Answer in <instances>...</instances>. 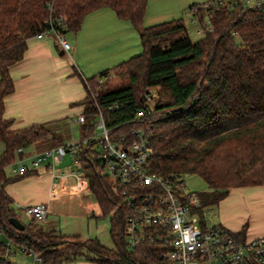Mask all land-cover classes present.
Returning <instances> with one entry per match:
<instances>
[{
  "label": "trees",
  "instance_id": "16d2710c",
  "mask_svg": "<svg viewBox=\"0 0 264 264\" xmlns=\"http://www.w3.org/2000/svg\"><path fill=\"white\" fill-rule=\"evenodd\" d=\"M147 6L148 0H0V142L4 145L0 264H11L7 242L32 251L40 264L78 259L94 264H165L163 244L142 243L130 249L125 243L129 212L92 143L81 144L80 163L100 208L99 217L111 215L112 248L97 238L56 233L35 220L21 221L23 230L10 222L19 219V213L5 187L31 173H6L18 156L16 149L41 142L55 148L64 143L59 129L64 121L14 130L12 121L4 118L5 98L14 91L10 67L24 58L28 40L48 30L50 20L57 17H63L60 34L64 29L77 33L89 13L110 8L138 31L142 47L139 54L114 67L82 77L86 96L77 104L83 106L87 124L81 125V141L93 130L97 105L121 131L145 128L152 148L151 172L165 177L194 174L206 182L208 190L198 193L201 214L234 188L264 186V4L246 7L241 0H209L191 5L189 11L196 9L193 17L203 29L197 41L191 39L182 18L144 26ZM115 72L128 81L107 88L106 80ZM150 91L156 99L154 112L144 121H133ZM160 91L165 98L159 97ZM116 101L121 109L107 111Z\"/></svg>",
  "mask_w": 264,
  "mask_h": 264
},
{
  "label": "crops",
  "instance_id": "0c3cea01",
  "mask_svg": "<svg viewBox=\"0 0 264 264\" xmlns=\"http://www.w3.org/2000/svg\"><path fill=\"white\" fill-rule=\"evenodd\" d=\"M150 1L148 0L144 24L147 23ZM173 19L177 18L169 20ZM157 20L146 25L169 21L161 18ZM109 30L113 32L109 39L117 38V41L115 47L106 52L108 57H102L103 51L99 50L97 44L98 38H102L104 32L105 35H110ZM75 34H80V37H72L78 69L61 58L59 52L63 50H60V44L52 34L28 40L24 58L10 67L14 91L5 98L4 118L12 121L11 129L33 124L69 122L78 117L84 108L77 103L86 96L82 82V77H86L80 74L81 69H91L92 73L103 71V67H107L112 61L115 66L138 53V31L129 21L120 20L110 8L89 13L81 29ZM79 57L87 60L88 65L80 63ZM92 57L95 58L93 61L88 59ZM29 155L32 153L25 152V156ZM65 156L62 159L48 158L37 170L9 183L5 191L18 213H23L27 206L46 204L49 212L42 222L45 229L63 235H78L79 225L92 215L100 216L101 212L88 185L78 192L75 190L78 183L75 177L56 178L57 172L72 168L61 166ZM8 176L15 175L11 173ZM217 206L218 224L229 231L240 234L243 238L264 235V186L234 188ZM247 217L250 219L249 223ZM67 264L94 263L78 259Z\"/></svg>",
  "mask_w": 264,
  "mask_h": 264
},
{
  "label": "built area",
  "instance_id": "2783aa9c",
  "mask_svg": "<svg viewBox=\"0 0 264 264\" xmlns=\"http://www.w3.org/2000/svg\"><path fill=\"white\" fill-rule=\"evenodd\" d=\"M264 0H248L246 7L263 5ZM196 9L192 10V15ZM63 17L49 22V29L35 37L43 38L56 34L63 51L71 45L58 31ZM193 20H196L193 17ZM203 35V29L198 30ZM154 95L147 92L133 121H144L154 112ZM116 101L107 106V111L120 110ZM73 122L87 124V115L81 113ZM93 130H99L100 137L86 136L82 141L60 145L55 148L25 156V148L16 149L17 159L10 165L13 175H23L37 170L48 158L62 159L69 154L74 167L69 171L56 173V178L73 176L78 180L75 190L83 191L88 181L80 163L81 144L99 143L102 152L97 158L104 167V173L111 177L123 197V205L129 212L125 223L124 240L130 249L142 243H161L166 247L163 253L165 264H264V235L243 238L220 224L209 225L205 212H200L198 193L187 189L184 176L165 177L149 170L152 155L149 133L143 127L121 131L119 126L108 121L104 110L97 105V112L91 122ZM9 167V166H8ZM46 204L27 206L23 214L30 220L43 222L48 215ZM8 253L15 248L34 258V264L41 259L32 251L6 243Z\"/></svg>",
  "mask_w": 264,
  "mask_h": 264
},
{
  "label": "rangeland",
  "instance_id": "374dc122",
  "mask_svg": "<svg viewBox=\"0 0 264 264\" xmlns=\"http://www.w3.org/2000/svg\"><path fill=\"white\" fill-rule=\"evenodd\" d=\"M209 0H151L150 3V8L148 10L146 19L147 23L144 24V26H147L146 24L149 23H154L158 21V18H161V20H169L172 18H182L184 20V23L187 26V29L189 31V35L192 40L197 41L199 40L203 35L198 34V30L201 28L197 20H193V15L192 12L189 11V7L193 4H204L208 2ZM243 3H247L248 0H241ZM149 3V4H150ZM207 20V18H206ZM107 27H110V24H107ZM106 27V28H107ZM111 29V28H110ZM112 30V29H111ZM113 32L109 30L110 35H105L102 36V38H98V48L99 50L103 51L102 52V57H108L107 56V51L115 47V42L117 41V38H112L109 39V37L112 36ZM79 35V36H78ZM53 37L58 41L60 44L59 40L57 39L56 34H52ZM62 37H65L68 41V43L71 45V50L65 51L63 54H60L61 51L59 52V55L61 58L65 59L70 65H75V67L78 69L77 61H75V56H74V41L72 37L77 36L80 37V34H75L74 32L66 31L65 29L63 30V33H61ZM139 41V40H138ZM139 43V49L138 53L141 52L142 47L140 42ZM60 50H63L61 44H60ZM136 53V54H138ZM132 54V53H130ZM135 54V55H136ZM101 55V54H100ZM105 55V56H104ZM115 55V53H114ZM133 56V55H132ZM131 57V56H130ZM129 57V58H130ZM80 63L84 66L87 64V60H82L81 57H79ZM78 59V61H79ZM89 60L93 61L95 58H88ZM116 62V61H115ZM79 63V64H80ZM90 63V62H89ZM114 61L109 63V65H106L107 67H103L104 70L106 68H112ZM88 65V64H87ZM81 68V67H80ZM103 70V69H100ZM80 72V71H79ZM82 72V73H81ZM80 74L84 75V77H91V75H97L98 72L101 71H95V73H92L91 69L84 70L83 68L81 69ZM128 81V78L126 75L121 74L119 72L112 73L108 79L106 80V87L107 88H115L118 86H121L122 84H125ZM104 82V81H102ZM153 94H158L157 90L155 91L152 89ZM166 94L160 91L159 97L165 98ZM156 99H154V102ZM74 120V118L72 119ZM70 120L69 122H62L60 123L59 129L61 132V138L63 140V144H70L76 141H80L81 138V125L73 122ZM63 127V128H62ZM90 135H94L93 137L95 140H98L100 137L99 130L95 129L90 132ZM50 147L49 144L47 143H36L32 144L28 147H26V153H34V152H40L44 150H48ZM4 145L3 143L0 142V153L3 151ZM93 150L95 152H102L103 149L101 146H99V143L96 142L93 146ZM62 167H74V160L73 157H71L69 154L65 156L64 161L61 164ZM6 173L8 175H11V167L6 168ZM184 180L187 186V189L196 192V193H201L206 190H208L206 182L199 177L198 175L194 174H187L184 176ZM205 219L207 220V223L209 225L212 224H218V206H212V207H207L205 208ZM243 214V213H241ZM18 218L20 221L23 223H28L30 219H28L23 213L18 214ZM98 216V215H97ZM97 216H91L89 219H85L80 225H79V231L78 235L82 239H87V238H97L103 245L112 248L113 243L111 240L110 236V229H111V215H106L103 217H97ZM248 218V217H247ZM250 222V219L248 218L247 223ZM42 225V222L40 223ZM4 240V239H3ZM10 262L11 264H34V258L32 256H29L25 253H23L20 250H17L15 248L11 249V255H10ZM40 264V263H38Z\"/></svg>",
  "mask_w": 264,
  "mask_h": 264
},
{
  "label": "water",
  "instance_id": "95a60500",
  "mask_svg": "<svg viewBox=\"0 0 264 264\" xmlns=\"http://www.w3.org/2000/svg\"><path fill=\"white\" fill-rule=\"evenodd\" d=\"M63 53H64V51H61L60 54H63ZM10 222L15 228H17L19 230H23L24 229V224L19 219L11 218Z\"/></svg>",
  "mask_w": 264,
  "mask_h": 264
}]
</instances>
